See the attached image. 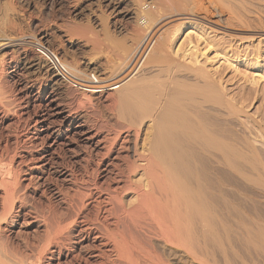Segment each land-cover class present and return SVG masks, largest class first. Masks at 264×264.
<instances>
[{
	"label": "bare ground",
	"instance_id": "obj_1",
	"mask_svg": "<svg viewBox=\"0 0 264 264\" xmlns=\"http://www.w3.org/2000/svg\"><path fill=\"white\" fill-rule=\"evenodd\" d=\"M211 1L103 0L105 10L93 16L103 36L88 29L96 36L85 38L104 58L99 74L61 60L83 90L114 92L116 120L100 124L81 102V109L65 103L52 79L35 90L31 74L41 63L59 75L49 55L56 53L43 45L45 35L16 33L19 24L0 7V223L20 199L21 165L44 172L54 164L66 184L52 192L64 210L39 202L16 213L13 224H32L36 243H27L31 256L0 248V264H264V121L244 108L242 86L232 92L221 76L220 65L249 52L245 36L215 39L238 24ZM108 16L130 25L111 22L114 35ZM251 24V36L264 38V24ZM30 46L36 56H27ZM250 75L245 83L264 85L262 73Z\"/></svg>",
	"mask_w": 264,
	"mask_h": 264
},
{
	"label": "rangeland",
	"instance_id": "obj_2",
	"mask_svg": "<svg viewBox=\"0 0 264 264\" xmlns=\"http://www.w3.org/2000/svg\"><path fill=\"white\" fill-rule=\"evenodd\" d=\"M98 1H100V2H98ZM214 1L213 0L211 1V4L212 5L210 3L208 4L209 7L211 9L214 6L216 8L218 7L217 10L221 13V15L224 18L226 16L229 17V15L230 16H233V17H231V19L234 20L235 23H236L235 24L234 21H233V24H235V26L237 24L239 25V26L237 25L236 29H239L240 28L239 29L240 31L236 30L234 26H233V28L235 30L233 28L232 29L230 28V29L222 30L223 32H219L221 34V36L218 33L216 35V38L215 39H217V40L220 39V41H222L221 39H224L225 37L226 38L227 37H230L231 35H239L240 37L241 36H243V37L245 36L244 37L245 38V41L243 40L244 42H243L242 45H244L243 48L245 50L247 49L246 50L247 52L245 51V53H248L249 52V54H245V56L243 55L244 57L243 56H240V57L238 56L237 58H234V59L231 58V62L234 63L232 65L236 66V70L237 71H234V69H231L230 68V67H232L231 64H230V66L228 64H225L226 65L225 66L224 63L222 65H220L219 66V70L221 72V76H222V78H225L226 81L228 80L227 82L225 81L226 82L225 84H226V87L229 90H231L232 92L233 91L235 92L236 90L237 91L238 90L241 91V89H242V92H237V93H239V94L241 93V95L243 94L244 97L245 96H249L250 100L248 99V97H245L246 98L245 99L242 96L241 101L243 100L242 103H244V105L243 104L242 105L244 106V108L249 113L250 112H251V114L253 113L256 117L262 118V121H264V119L262 117L263 114H264V94H263L264 93V89L262 91V86L264 87L263 82L261 83L262 80H260V81L257 80L256 83L254 84L257 87H255L254 85L252 87L251 84H248L247 82L245 83V80H244L246 77H248L250 75V72H251V74L252 73L253 74H255V73L261 74L262 73L264 75V38H263V36L262 37L261 36L258 37L256 35L251 36L252 35L251 34V30H247L249 28L246 27V26H248V25L251 24L248 21H251V22L254 21L255 24H257V25L258 24L261 25V23L264 24V0H226V1L225 0H222V2H218L216 0H214ZM217 2L219 3L218 4L219 6L217 5ZM102 3H103V0H54V1H49V0H0V7H3L5 9V10L2 9V12L3 11H5L4 13L7 12L8 16L10 18H11V14L13 15L12 16V19L15 20L13 22L14 23H17V24H15L16 26H18V24L20 26V27L18 26L16 28V31L17 30H20L21 31L23 29V32L24 33H21L20 31H17L16 33H18V34L20 33L19 35H22L23 34L22 36L24 38L28 39V40H34L37 37L40 38L42 35H45V37L42 39L44 41V44L43 45L46 46V47H48V48H50L51 50H53L62 59V61L64 60L63 62H65V61L66 62H69V63L71 62L70 64H72L73 66H77L76 67L77 68V71L76 72H79L80 73V71H83L82 73H88V72L93 71L92 73L97 74L98 73L97 70L101 66H103V64L105 63V62H103V63L100 62V61H103L104 58H102L99 55H97V53L95 54L97 56L94 55L93 51H91V49H90V45L87 44V43H85V38H86V35L87 34H88V37L89 36H92L94 34V33L92 34V32H93L92 31L91 32L92 35H89V32L88 31L89 30L91 31V29H93L94 32L97 31L95 33V34H98L99 35L97 37H99V38L101 37L102 38V36H103V34L101 33V32H103V29H101L102 26H100V24L98 23V21H96V20L94 21L93 20V16L94 15H97L98 16L99 13H101L102 11L105 10V8H104V6H103ZM221 3L224 4V5L222 6ZM221 6L222 7L225 6L228 9V11L226 9H225V11H222V10H224L225 7L222 8V10H221L220 9ZM99 7H100V9H104V10H101L100 11ZM230 7H231V10H230ZM233 9H234L235 12L233 11ZM0 11H1V9H0ZM8 11H10V13ZM226 11L227 12L231 11V12L228 13L229 15H227V12ZM232 11L234 12V15H237L235 17L240 16L239 17L240 18L239 21L241 23H242L241 20L244 19L246 21V23L248 22L250 24L247 23V25H244L245 22H243V24L240 26V22L238 21V18L236 19L234 17V15L232 14L233 13ZM252 11H254V12H252ZM222 12H223V14H222ZM100 15L101 14H99V16ZM241 18H243V19H241ZM108 19H109V21H108V23H109L108 24L109 25V27H108L109 28V31H110V33L112 31V34H114V35L115 34H118V31H119L117 29V31L115 30L116 33H114V31L111 30V29L114 28V25H117V24H123L122 26L128 25L127 20H124V19L123 20L120 19L121 20V23H118V22L115 21L116 24L114 23L113 17L108 16ZM111 22L114 23L113 26H111L112 25ZM193 22L195 24H197V25H207L206 24V21L204 22V21L195 20ZM254 22H252V23H254ZM255 24H251V25L254 26ZM129 25H128V27H129ZM69 27H70V29H69ZM248 27H250V26H248ZM250 29H252V28H250ZM241 30H243V31H241ZM82 31H83V33H81ZM261 32L262 31L260 30L259 33H261ZM225 34H226V36H225ZM94 35L92 37H94ZM228 35H230V36H228ZM247 35H249V36H247ZM92 37H90V38H92ZM219 37H222V38H219ZM246 38H247V40H246ZM46 40H47V43H46ZM224 40H226V39H224ZM234 45H236V43ZM30 48H32V49H30ZM30 50H31V52H30ZM257 50H258L259 53L257 52ZM32 51H34V52H32ZM25 52H26V54H27L28 57H31L32 55H35L36 56L35 53H37V50L34 47L30 46L29 48H27L25 50ZM91 54L93 55V58H92ZM88 57L90 59L92 58L93 60L92 59L91 60L88 59ZM218 59L219 58H217L215 60L216 61H219V62L222 61V60H218ZM73 60L75 62L77 61L76 62L77 64L74 63ZM90 61H92V62H90ZM99 62L102 63V64H100ZM44 63H41L43 65V67H41V71H38L39 73H37V72L35 73L34 72L33 74H31V76H33V78L37 80L36 81L37 83H35V87L36 86L38 87V85H39L38 83L43 82V80L45 81V79H52V81H55L56 82L54 84H56L55 86H56V88H57L60 96L61 97L62 96L64 97V98L62 97V100L63 101L65 99L67 100V101L66 100L64 101L65 103L68 102L67 104L69 105L71 103V101H72L73 103H71V104L73 106H71V104H70V106L71 107H77V105H79V103L81 102L80 105L81 104L84 105L82 109H81L82 106L80 107V105H79L81 111H83V112L85 111V113H86V110H87L88 111L87 112L88 115H90V117L92 118V120H97V123H99V122L100 123H107V122L113 123V122H115V120H116L115 117H114L115 116L114 115L115 114L114 113L115 111L113 112V109H112L113 107H112V102H111L112 101L111 98L114 97L113 96L114 92L111 94V90L103 89L102 90V93H100L98 91H96V92H90L89 93L88 92L89 91V88H88V90L87 89H84L85 91L87 90L86 91L87 93H86L82 88H78L76 86H73L70 83L67 84L66 82H63V80L59 77V75H55V73L53 72V70L51 69V67L49 66V64L47 65V62L46 61ZM94 67H96V70L94 69ZM221 67L223 69H221ZM46 68L48 70H46ZM239 68H241L242 70L245 69L246 71H242ZM225 69H227V70H225ZM25 70L26 69H24L23 71L24 72H28V71L31 72V70H29V69H27L26 71ZM221 70L222 71L224 70V75H223V72ZM238 70H240V71L238 72ZM232 72H234V73H232ZM240 72H241L240 75H243L242 77L241 76H238V74ZM243 72H246V73L244 74ZM248 73H249V75H247ZM50 74H52V75L50 76ZM39 75L41 77L38 78ZM229 78H230V82H232L233 85L229 82ZM237 78L238 79L240 78V79L237 80ZM242 78H244V79H242ZM7 80H8V78H7ZM38 80H39V82H38ZM58 80H59V82H58ZM222 80L224 81V79H222ZM62 82H63V84H62ZM235 82H237L238 84L236 85ZM228 85H229V87H228ZM233 86L234 87L236 86L237 88H234ZM243 86L244 87L246 86L245 89H244ZM37 87L35 88V90L37 89ZM69 87H70V90H69ZM75 87H76V89H75ZM240 87H241V89H240ZM230 88H233V90L230 89ZM250 88H251V90H250ZM253 88H257L256 89L257 91L254 92L255 89L253 90ZM80 89H82V91ZM248 89H249V91H248ZM258 89H259V91H258ZM246 90H247L248 93L245 92ZM60 91L62 93H60ZM83 91H84V94H83ZM109 92H110V94H109ZM106 93H108V94H106ZM65 94H66L67 97L65 96ZM85 94H87L88 96H86ZM109 95H110V97H109ZM83 96H86V99ZM87 97L91 98L90 99L91 101ZM82 99H84L85 101L82 100ZM88 100H89V102H88ZM90 103L91 104L93 103V104L91 105ZM107 103L108 104L110 103L109 106H108ZM104 106H105V108H104ZM79 107H77V108L79 109ZM109 108H111V109H109ZM257 113H259V114H257ZM111 114H113V115H111ZM93 118H95V119H93ZM107 119H108V121H106ZM262 125L264 126L263 123H262ZM31 164L34 165V163H30V165H28V166H32ZM51 166H55V165L54 164L50 165L48 167V170L46 169L43 172V171H40L38 169L37 170H31L30 171L27 167H25L24 165L23 166L21 165L22 168H21V172H20V175H19V177H20L19 178L20 179L19 180V182H20L19 186H21V187L18 186L19 187L18 190H20V191L17 190V193L18 194H16V196L18 195L17 197H20V199L18 198L19 199L18 200L16 198L17 200H16V209L14 211L15 213L14 212L12 213V216L8 219V221L6 220L5 222L3 221L2 223H0V245H1L0 248L1 249H7L8 248L7 249L8 251L14 250L16 253H17L16 250H18V252L20 250V252L23 253V255H28V256H31V254H32L31 253L32 252L31 250H33L34 248L32 246H30V245L32 244V242L33 243H36L34 236L36 235L37 230L34 229L35 227L32 224L23 225L21 227L18 226V224L17 225H14L13 224L14 223L13 221H16V217H14L16 215V213L25 212V209H27L29 206H34L33 203H35V205H37L39 202L40 203L38 205H40V204H43V205L44 204L45 205L46 204L47 205L49 204L50 205L51 204V206H53V208H55V209H58V210H64L65 209L66 206L63 203H61V201L59 200V198L54 193L52 194V192L55 191L54 190L55 187H59L60 185H62V187L65 189L66 184H65L64 181L60 180V178H58L55 175V172L53 171L54 168L51 167ZM32 174H33V176H32ZM33 179H35V180H33ZM28 183H30V184H28ZM24 185H25V188H24ZM25 197L27 198V200H26ZM0 201H1V198H0ZM24 217L26 218L27 216L25 215ZM9 220H12V221H9ZM21 222H22V219L19 220V224ZM7 243H10V245L7 244ZM27 243H30V245L27 244ZM11 245H13V247L15 245V248H12ZM10 246H11V248H10ZM22 247H23V249H22ZM27 247H29V248H27ZM11 252H13V251H11ZM15 252H13V253H15ZM13 253H11V254H13ZM178 263L179 264H185L186 262H185L184 258H180V260L176 264H178Z\"/></svg>",
	"mask_w": 264,
	"mask_h": 264
},
{
	"label": "built area",
	"instance_id": "obj_3",
	"mask_svg": "<svg viewBox=\"0 0 264 264\" xmlns=\"http://www.w3.org/2000/svg\"><path fill=\"white\" fill-rule=\"evenodd\" d=\"M49 55H51V64L54 67V69L59 73V75L73 86L81 88V84H82L81 76L71 71L61 61L62 59L57 54L51 52Z\"/></svg>",
	"mask_w": 264,
	"mask_h": 264
}]
</instances>
